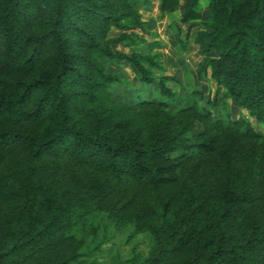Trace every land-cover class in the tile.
<instances>
[{"label":"trees","instance_id":"trees-1","mask_svg":"<svg viewBox=\"0 0 264 264\" xmlns=\"http://www.w3.org/2000/svg\"><path fill=\"white\" fill-rule=\"evenodd\" d=\"M138 1L0 0V264H72L97 214L150 233L140 264H264V134L176 97L154 55L113 48L134 44L109 32L143 27ZM183 1L197 75L217 86L206 102L223 87L264 121V0H207V21Z\"/></svg>","mask_w":264,"mask_h":264},{"label":"rangeland","instance_id":"rangeland-1","mask_svg":"<svg viewBox=\"0 0 264 264\" xmlns=\"http://www.w3.org/2000/svg\"><path fill=\"white\" fill-rule=\"evenodd\" d=\"M200 4L201 20L207 21L210 19L207 0H201ZM136 8L144 21L142 28H129L123 31L112 28L109 32V36L129 33L134 38V44L131 46L114 44V49L125 53L140 52L154 55L160 65L151 68L153 74L174 76L176 80L167 82V85L176 92V97L181 100L191 97L198 106L209 109L214 116L223 118L225 123L232 119L244 118L256 131L264 134V121L253 118L245 108L224 96L223 87L219 88L216 96L217 106L206 102L207 97L215 94L217 86L209 73L197 75L202 56L198 46L193 42V33L199 25L193 27L186 38L187 26L180 21L184 8L183 0H178L173 10H161L160 0H139ZM102 62L107 72H123L124 83L139 88L138 74L131 65L106 59ZM195 89L202 93L190 94ZM151 92L152 99L156 100L158 97L156 83L151 86ZM94 222L95 232L89 223L85 227H81L80 224L76 227L77 237H83L86 242L93 240L89 243L93 251L87 254L86 245L83 246L80 250L84 254L72 264H140L153 245L150 233L137 232L132 224L117 226L104 219L102 214L95 215Z\"/></svg>","mask_w":264,"mask_h":264}]
</instances>
